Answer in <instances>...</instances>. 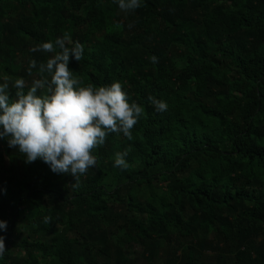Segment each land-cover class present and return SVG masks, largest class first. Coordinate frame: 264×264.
Here are the masks:
<instances>
[{"label": "trees", "instance_id": "1", "mask_svg": "<svg viewBox=\"0 0 264 264\" xmlns=\"http://www.w3.org/2000/svg\"><path fill=\"white\" fill-rule=\"evenodd\" d=\"M117 11L112 0H0V77L30 79L32 60L39 76L51 53L29 48L69 26L84 46L73 74L120 81L143 107L132 140L110 133L83 176L18 153L0 187V264H264V0H142L128 29L118 21L97 37ZM19 56L27 64L13 70ZM125 150L128 167H114Z\"/></svg>", "mask_w": 264, "mask_h": 264}, {"label": "clouds", "instance_id": "2", "mask_svg": "<svg viewBox=\"0 0 264 264\" xmlns=\"http://www.w3.org/2000/svg\"><path fill=\"white\" fill-rule=\"evenodd\" d=\"M124 14L141 7L142 0H112ZM30 52L51 53L38 65L39 78L26 85L23 78L11 82L15 95L10 96L7 77H0V139H6L24 157L25 163L37 159L54 173L76 178L96 166L92 150L102 146L110 133L132 140V129L143 114V107L129 101L120 81L93 86L83 84L69 68L70 59L80 61L84 46L71 40L65 31L54 40L29 48ZM150 62L158 58L152 55ZM37 67L29 62L28 74ZM157 112L168 109L166 101L148 97ZM127 150L114 153L113 166L128 167ZM45 222L48 218L45 217ZM7 223L0 219V232ZM4 237L0 235V258L5 254Z\"/></svg>", "mask_w": 264, "mask_h": 264}, {"label": "rangeland", "instance_id": "3", "mask_svg": "<svg viewBox=\"0 0 264 264\" xmlns=\"http://www.w3.org/2000/svg\"><path fill=\"white\" fill-rule=\"evenodd\" d=\"M127 14L122 13L120 10L117 12H108V20H107V25L101 29L98 30V28H95L96 31V36L97 37H101V35H103L106 31H108L107 29L113 28V25L116 24L118 21H120L127 29L129 28V23L127 21ZM95 26V25H94ZM115 26V25H114ZM68 33L71 32L70 27L67 26V29L65 30ZM23 64H27V60L24 56H19L18 58H15L12 69L15 70L16 67H20ZM14 72V71H13ZM31 78L26 81V84L29 81H32V79L34 78H39L38 75L36 74H32L30 76ZM10 86H11V82L14 81L15 79H11L7 76ZM0 147H2V143L0 142ZM7 154H4V156H6L5 158H7L9 165L6 164V162L4 163L3 167L0 168V187L2 186H6L9 185L11 183L12 178L16 175L17 173V167L20 163V156L18 154V152L15 150V148H10L7 151ZM107 180H112L113 179V172H110L109 175L106 178ZM145 197L144 196V192L141 193V198ZM24 213L26 214L27 217H30L33 215V211L29 208L24 209ZM22 218H24L23 216L17 217V219L14 220L15 223V233L14 236L19 235L18 231L22 230V225H23V221ZM23 231V230H22ZM22 235H24V232L22 233ZM9 254L11 256H15V255H20L18 253L15 252V250H11L9 252Z\"/></svg>", "mask_w": 264, "mask_h": 264}]
</instances>
